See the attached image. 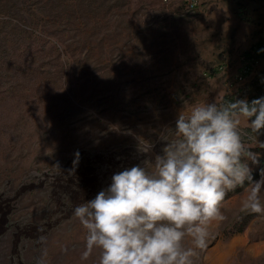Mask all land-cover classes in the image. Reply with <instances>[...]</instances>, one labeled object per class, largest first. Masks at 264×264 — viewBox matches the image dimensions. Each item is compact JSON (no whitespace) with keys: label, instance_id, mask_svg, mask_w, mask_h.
<instances>
[{"label":"rangeland","instance_id":"rangeland-1","mask_svg":"<svg viewBox=\"0 0 264 264\" xmlns=\"http://www.w3.org/2000/svg\"><path fill=\"white\" fill-rule=\"evenodd\" d=\"M186 1L0 0V264H34L41 247L46 264H97L98 250L81 260L74 206L117 171L144 161L153 171L146 160L174 138L179 111L264 96V69L232 83L264 6ZM240 130L260 153L254 177L264 131L243 119ZM245 194L227 193L197 264H264V214L240 212Z\"/></svg>","mask_w":264,"mask_h":264},{"label":"clouds","instance_id":"clouds-1","mask_svg":"<svg viewBox=\"0 0 264 264\" xmlns=\"http://www.w3.org/2000/svg\"><path fill=\"white\" fill-rule=\"evenodd\" d=\"M188 1L184 6L196 10L199 1ZM261 4L256 0L255 9ZM260 37L254 45L263 46L244 54L232 83L250 79L255 70L263 74L264 26ZM247 97L251 101L204 102L179 111L174 128H166L174 138L146 160L153 171L145 161L117 171L94 198L75 205L72 215L85 230L81 260L98 250L97 264H197L226 218L222 202L237 187L246 193L240 212L264 214V169L254 178L249 164H258L260 153L245 146L240 130L243 119L252 133L264 131V96L250 90ZM257 144L264 148V141ZM36 243L42 246L44 237ZM40 251L34 264H46L47 250Z\"/></svg>","mask_w":264,"mask_h":264},{"label":"trees","instance_id":"trees-1","mask_svg":"<svg viewBox=\"0 0 264 264\" xmlns=\"http://www.w3.org/2000/svg\"><path fill=\"white\" fill-rule=\"evenodd\" d=\"M263 45H262V43H259V44H257V45H254L253 47H252V51H255V50H259V49H261V47H262ZM247 54V53H246ZM250 56V54H247V55H245V57H249ZM255 177H258V175H255L254 176V178ZM239 188H241V187H239ZM242 189H243V187H242Z\"/></svg>","mask_w":264,"mask_h":264},{"label":"flooded vegetation","instance_id":"flooded-vegetation-1","mask_svg":"<svg viewBox=\"0 0 264 264\" xmlns=\"http://www.w3.org/2000/svg\"><path fill=\"white\" fill-rule=\"evenodd\" d=\"M18 264H20V262H18Z\"/></svg>","mask_w":264,"mask_h":264}]
</instances>
